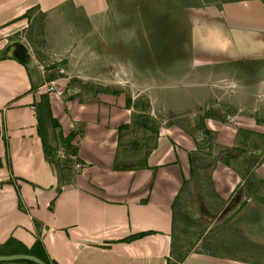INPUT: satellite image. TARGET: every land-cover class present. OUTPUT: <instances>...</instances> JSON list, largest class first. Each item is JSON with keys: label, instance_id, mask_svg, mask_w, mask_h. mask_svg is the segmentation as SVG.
<instances>
[{"label": "crops", "instance_id": "1", "mask_svg": "<svg viewBox=\"0 0 264 264\" xmlns=\"http://www.w3.org/2000/svg\"><path fill=\"white\" fill-rule=\"evenodd\" d=\"M112 5L0 0V51L15 38L33 56L40 47L62 51L80 30L105 25L97 16L111 13ZM187 9L198 11L190 20L207 39L203 45L218 50L211 40L227 47L219 55L203 48L198 58L264 61V0H196ZM53 76L0 56V245L12 239L9 249L43 255L48 264H262L213 248L186 204L194 188L200 204L203 196L214 195L221 214L264 202L257 196L264 194V120L223 123L210 111L187 125L162 112L159 134L142 156L134 153L139 144L130 135L137 113L133 98L110 86L59 96L47 89ZM192 125L205 138L193 137ZM239 131L250 136L246 140ZM60 150L66 156L62 173L51 161ZM74 161L82 168L76 170ZM200 212L202 217L203 206ZM258 217L243 221L264 220ZM249 246L258 244L235 250L255 251ZM27 260L17 262L37 264Z\"/></svg>", "mask_w": 264, "mask_h": 264}, {"label": "rangeland", "instance_id": "2", "mask_svg": "<svg viewBox=\"0 0 264 264\" xmlns=\"http://www.w3.org/2000/svg\"><path fill=\"white\" fill-rule=\"evenodd\" d=\"M111 2V13L97 16L100 24L105 25L95 26L88 32L80 30L78 40H65L62 51L40 47L39 54H34L37 55L36 66L42 67L45 74L54 75L51 78L53 83L47 85L50 92L68 96L77 89V92L91 94L94 89L105 86L118 87L126 92L136 102V126L130 135L135 136L139 144L134 153L138 150L142 156L151 147L153 137L159 134V114L162 112H167L175 120L185 121L187 125L189 118L195 122L205 116L206 111H211L223 123L248 124L242 120L251 116L259 117L257 122L263 123L264 61H255L258 56L246 60L198 58L196 52L203 48L207 53L219 55L217 51L227 50V47L211 40L208 42L217 45L218 50L203 45L207 39L190 20V16L192 18L198 11L187 12V5H194L196 0ZM52 59L60 60L49 63ZM45 77L48 80V76ZM146 122L149 128L144 126ZM190 131L197 139L205 138L206 133L198 126L192 125ZM240 135L246 140L250 136L247 131L240 132ZM212 136L209 134L210 139ZM246 144L247 141L241 145ZM215 149L217 152L218 147ZM64 159L66 157L61 158ZM206 172H203L204 177ZM204 180L206 188L208 180ZM198 193L195 188L191 191L193 198L186 204L187 213L195 219L199 217L194 224L200 231L203 227L204 237L212 239L213 248L264 264V252L261 254L264 250V220L256 223L243 221L244 217L251 219L256 215L262 218L264 212L259 204L264 202L254 200L252 204L221 214L222 203L216 202L214 195L203 196V204H200ZM257 196L264 194L259 191ZM180 217H176L177 222ZM248 242L258 244L257 247L249 246V250L253 248L255 251L235 250Z\"/></svg>", "mask_w": 264, "mask_h": 264}, {"label": "water", "instance_id": "3", "mask_svg": "<svg viewBox=\"0 0 264 264\" xmlns=\"http://www.w3.org/2000/svg\"><path fill=\"white\" fill-rule=\"evenodd\" d=\"M0 56H10L21 61L30 71L36 68L35 58L28 45L19 38L10 40L7 45L0 51ZM29 259L37 264H48L41 258L27 253L0 254V261L9 262L10 264H24L17 262V259Z\"/></svg>", "mask_w": 264, "mask_h": 264}, {"label": "trees", "instance_id": "4", "mask_svg": "<svg viewBox=\"0 0 264 264\" xmlns=\"http://www.w3.org/2000/svg\"><path fill=\"white\" fill-rule=\"evenodd\" d=\"M98 90V89H97ZM210 114V112H207L206 113V115L205 116H208ZM143 121H145V120H143ZM203 121V120H202ZM144 126L145 127H150V125L146 122V124H144ZM203 130H205V131H207V129L205 128H203ZM40 131V133L42 134V137H43V140H44V133H43V131L42 130H39ZM61 159H60V157L58 156L57 158H56V155L53 157L52 156V160L51 161H53L54 163H55V165H56V167L59 169V172H61L62 171V169L60 168V161ZM62 173V172H61ZM62 176H63V174H62ZM178 198V197H177ZM175 200H176V198H175ZM175 200H174V202H175ZM11 241H12V239H9V241H7V242H5L4 244H2V245H0V254H13V253H20V252H15V251H18V250H20L21 248L19 247V246H17L15 249H9V246H10V244H11ZM39 244V242H37L36 244H35V247L37 246ZM23 250H26V253H28V250L27 249H23ZM31 254H33V253H31ZM37 255H39V254H37ZM39 258H41L42 260H44V261H46V262H48L47 261V259H46V257L45 256H43V255H39L38 256ZM15 261H17V260H15ZM24 261V260H23ZM29 263H34V261H32V260H27ZM3 262V261H2Z\"/></svg>", "mask_w": 264, "mask_h": 264}, {"label": "built area", "instance_id": "5", "mask_svg": "<svg viewBox=\"0 0 264 264\" xmlns=\"http://www.w3.org/2000/svg\"><path fill=\"white\" fill-rule=\"evenodd\" d=\"M34 58H35V60H37V59H36V56H34ZM60 59H61V58H60ZM60 59H57V60H60ZM49 63H50V62H49ZM49 63H47L46 65H49ZM51 63H52V64L55 63V60L53 59V60L51 61ZM44 70H46V69H44ZM41 71H42V67H41ZM43 72H44V71H43ZM51 83H53V82H51ZM58 154H59L58 156L60 157V159L63 158V157H66L65 154H63V152H61V150L58 151ZM74 168H75L76 170L82 168V163L79 162V161H74Z\"/></svg>", "mask_w": 264, "mask_h": 264}]
</instances>
